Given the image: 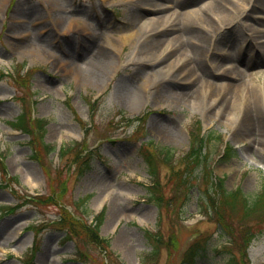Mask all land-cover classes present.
<instances>
[{"label": "rangeland", "instance_id": "1", "mask_svg": "<svg viewBox=\"0 0 264 264\" xmlns=\"http://www.w3.org/2000/svg\"><path fill=\"white\" fill-rule=\"evenodd\" d=\"M0 1V93H4L0 94V153L5 157L3 168L9 175H16L20 182L19 186L12 180L5 183L0 173V234L7 231V224L12 222L8 231H18L17 242L24 238V243L17 245V242L10 244L9 238L5 240L6 234L0 236V264H38L44 252L47 262L41 264H142L143 257H151L155 243L146 235V230L161 239L157 243L160 255L150 264H179L183 253L198 245L194 260L190 261L188 254H184L185 261L181 264H225L229 252L216 255L214 250L224 244L233 251L239 264H264V208L246 218L231 212L223 216L230 226L219 227L216 221L199 212V189L204 182L200 171L205 168L198 167L197 178L192 176L191 186H188L187 182H182L185 159L180 158L200 127L209 135L205 143L209 168L224 178L226 189L240 186L245 195L252 196L259 191L264 178V152L249 151L246 142L237 139L231 115L223 121H210L196 103L154 97L155 81L163 76L160 69L154 75L147 73L146 82L140 86L132 81L134 91L128 97L120 96L125 101L117 96L118 80L147 65L136 67L129 62L137 58L132 50L144 38V30L155 27V23L146 19L137 23V35L131 42L120 32L130 27L124 12L137 8L132 1L56 0L60 5L57 7L49 5L54 0ZM206 1L199 0L185 10ZM255 3L261 5L264 0H255ZM44 6L51 11L46 13ZM91 7L94 9L90 10ZM57 10L62 13L55 21L56 14L52 13ZM94 12L98 13L93 14V18ZM16 15L19 17L14 20H26L28 31L13 40L7 34L11 17ZM68 15L77 24H82L83 20L89 22L87 28L93 26L97 32L100 29L95 19L104 18L102 33L109 34L121 46L119 55L113 53L114 62L107 64L96 83L86 82L79 69L87 63L85 54H76L77 64L71 70L64 67L66 62H60L61 58L51 59L47 54L56 48L62 56L60 45L66 40L73 42L75 34L80 32L79 25L74 26L67 38L49 44L56 24L63 21L62 16ZM182 25L189 34H194L193 27L199 29L196 22L186 19L182 20ZM41 26L44 28L38 30ZM151 35L153 30L147 40ZM207 36L217 40L227 38L233 43V49L246 42L243 28L233 21L216 26ZM20 39L28 40L24 50L10 48ZM163 45V51L171 46L169 42ZM246 54L252 61L253 55L249 51ZM176 61H168L163 68L169 70ZM115 62L120 66L113 71L111 66ZM18 70L26 71L25 75L17 77ZM245 72L253 88L262 90L264 60L248 66ZM4 73L10 76L5 77ZM211 76H215V72ZM221 77L217 80H222ZM168 81L171 84L170 79ZM178 84L179 88L188 85L194 88L193 84ZM201 99L205 102L203 97ZM256 110L257 118L264 122V111ZM133 114L140 118L128 121ZM21 115L30 127L28 115L45 119L43 140L56 148L47 153L37 142L38 135L29 145L27 141L33 139L32 135L14 128L13 121ZM153 119L173 120L175 132L152 131ZM75 140L79 143L59 157L58 145H69ZM144 141H153L159 150L168 148L175 153V158L182 160L175 164L176 171L157 160L155 179L160 184V203L147 198V185L153 181L141 156ZM225 144L232 147L230 154H226ZM148 147L151 149L150 145ZM89 148L88 153H81L82 149ZM86 159L87 164L80 167L78 163ZM185 193L187 199L183 201ZM79 198L85 199L82 205L76 203ZM10 206L14 207L9 210ZM111 206H115L114 211ZM101 210L98 230L109 239V245L105 246L107 251L90 242L84 229ZM56 218L59 222L51 223ZM67 221L74 225L77 235L64 226ZM33 225L37 228H30ZM245 231L251 233L246 250L242 240L247 237ZM120 232L130 235L123 242L124 246L116 243ZM226 239L235 244L226 243Z\"/></svg>", "mask_w": 264, "mask_h": 264}, {"label": "bare ground", "instance_id": "2", "mask_svg": "<svg viewBox=\"0 0 264 264\" xmlns=\"http://www.w3.org/2000/svg\"><path fill=\"white\" fill-rule=\"evenodd\" d=\"M128 1H132L137 8L124 12L130 27L123 29L120 35L132 42L136 35L134 28L143 19L155 23V30L150 39L147 40L150 34L144 36L132 50L137 55V60L133 64L139 66L141 61H146L147 65L143 67V70L137 68L128 76L118 80L117 96L119 98L120 96H129V93H132L135 88H133L132 81H136L135 85L138 83L144 84L146 82L144 77L147 73L154 75L159 71L157 69H160L163 76L155 82L154 97L196 103L203 115L210 121H223L224 118L231 115L235 122L233 133L237 139L244 140L246 149L248 148L249 151L264 152V122L256 116L258 112L256 109L264 111V87L262 90L254 89L247 80L245 72L248 66L254 65L262 59L264 60V16L259 15L264 11V3L257 5L255 0H208L197 7L185 10L184 7L195 4L199 0ZM57 4L56 0L49 3L54 7L60 6ZM170 7L172 9L169 10ZM44 8L46 13L51 11L49 7L44 6ZM61 13H58V10L56 13H52L56 14L55 21L60 18ZM48 15H51V13H48ZM67 17L62 16L63 21L60 22L62 25L58 26V24L56 26V34L66 36L74 31V26H78L77 24L73 26V20ZM184 19L189 20L191 23L196 22L199 29L193 27L194 34L187 33L185 25H182ZM233 20L246 32L244 37L253 41V43L248 41L244 45L249 50L252 49V55H254L252 61L242 55L245 51L244 47H240L239 50L232 53L229 49L232 46L231 44L225 48V40H218L217 42L214 39L209 40L206 34L207 31L217 25L222 26ZM95 21V25H98L100 32H97L93 26L87 28V24L78 26L80 29L79 38L75 42L66 40L60 45L63 55L59 57V59L61 58L60 62H66L64 67L71 70L77 64L76 54L79 52L82 55L85 54L87 63L85 66H80L79 69L86 82L94 83L102 77V70L108 66L107 64L114 62L113 52L115 50L119 51L121 48L116 41L110 38L109 34L102 33L105 19L99 17ZM164 24L165 26L161 28ZM10 27L9 32L12 35H25L26 23L20 21L16 23V26ZM55 40L57 41V38ZM165 42H169L171 46L165 54L163 53L160 56L158 55L159 51L162 50V45ZM32 44H34V41H32ZM27 45L28 40L20 39V41L11 44L10 48L24 50ZM209 50L210 54L208 55ZM176 59V64L171 65L169 71L166 67L163 68L164 65L168 64V61L174 62ZM206 59H208V62ZM224 64L227 65L224 66ZM116 67L115 64L111 66L113 71ZM66 68L62 69L67 70ZM212 72H215L213 77L211 76ZM220 76L223 79L218 81L217 78ZM169 79L171 84L168 81ZM178 83L193 84L194 88H190V85L179 88ZM0 94L4 95V93ZM202 97L205 102H202ZM120 100L125 101L126 99L122 100L120 98ZM259 100H262V103ZM161 120L153 119L150 122L152 131L160 129L167 134L175 132L176 123H173V120L167 122ZM246 155L249 156L247 152ZM111 209L114 211L115 206H111ZM11 224L12 222L7 224V231L1 233L0 236L6 234L4 239L9 238V243L14 244L20 234L16 229L8 231ZM129 237L128 233L120 232L116 239L117 245L124 246L123 242ZM23 243L24 238H21L18 240L17 245ZM123 251L126 253L125 250ZM45 257H47L46 252L42 254L38 264L47 262ZM124 257L126 258L125 255Z\"/></svg>", "mask_w": 264, "mask_h": 264}, {"label": "trees", "instance_id": "3", "mask_svg": "<svg viewBox=\"0 0 264 264\" xmlns=\"http://www.w3.org/2000/svg\"><path fill=\"white\" fill-rule=\"evenodd\" d=\"M44 124L43 120H38L37 126L40 127V133H43V126L42 124ZM17 124L19 125H23V128L25 127L23 124L22 119H18ZM29 131V129H28ZM149 142H145V144H148ZM205 143V138L202 136H198L197 139L194 138L193 144L190 147L189 152L187 153V160L185 162L184 165V171H185V179L186 176H192L195 174V166H199L200 164L203 163V161L208 158H206L207 156L202 152V148L204 146ZM47 145V144H46ZM152 148H155V145H152ZM147 150V149H146ZM165 154H164V160L165 161H169L171 159L172 156V152L169 149H164L162 150ZM143 156L149 166L150 169H152L154 167V158L151 157L150 152L146 153V151L143 152ZM193 164V166H192ZM0 167H1V163H0ZM1 170V169H0ZM2 171V170H1ZM5 174V173H4ZM14 179L16 180V177H14ZM185 179L183 178V181H185ZM190 180V177L187 178V181ZM205 180L206 183L204 185V187L200 190V193L202 194L201 196V208L204 209L205 212L209 213V215L211 216H215L216 220L218 221V224L225 226V224L227 226H230V222L226 219H224L223 216H229V214L231 212H233L234 214H238L240 213V217L242 218H246L249 217L251 214H254L257 212V210H260L262 208H264V180L261 184V187L259 189V191L252 195V196H247L245 195L242 190H227L224 186V180L223 178L215 175H212V172L210 170L205 171ZM151 192V194H153V196L151 195V197L157 201H161V197L156 194L159 193V189L158 188H153L149 191ZM156 192V193H155ZM82 200V199H81ZM264 212V210H263ZM213 215H212V214ZM99 223V221H98ZM98 223L96 222V227L98 225ZM73 232H76L75 229L73 228L74 225L71 224L70 221H67L65 223ZM88 226V225H87ZM86 225L84 226V229L88 232L87 236L89 237V239L91 241H94L96 243H101L102 239L98 237V235L96 234V231L94 229H91L89 227H87ZM95 226V225H94ZM95 228V227H94ZM246 234V238L243 237V245H244V250L245 248H247L246 246H248V243L250 242V231H245ZM252 238V237H251ZM153 239L155 241H159V237H153ZM232 243H234L235 241L231 240ZM200 245L196 246L195 248H191L190 252H189V259L190 261H193L196 253H197V249ZM157 245L154 246V249L152 251V254H156L157 253ZM227 251H229V257L226 260V264H239L237 262V258L235 257V254L233 253V251L231 249H228Z\"/></svg>", "mask_w": 264, "mask_h": 264}]
</instances>
